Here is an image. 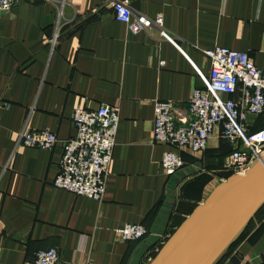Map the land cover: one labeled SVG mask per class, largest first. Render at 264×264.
<instances>
[{
    "label": "crops",
    "instance_id": "crops-1",
    "mask_svg": "<svg viewBox=\"0 0 264 264\" xmlns=\"http://www.w3.org/2000/svg\"><path fill=\"white\" fill-rule=\"evenodd\" d=\"M124 1L133 15H160L175 42L129 31L108 0H65L52 45L57 0H14L0 11V264H30L49 246L56 264H147L227 176L228 142L214 137L202 151H179L182 164L172 172L162 169L169 146L151 140L153 100L184 105L208 73L201 49L213 45L245 52L264 71V0ZM102 103L117 107L119 119L103 197L94 200L51 181L62 140L74 134L73 108ZM26 127H48L57 140L49 149L15 144ZM124 222L147 231L120 240L115 228ZM262 262L264 207L211 264Z\"/></svg>",
    "mask_w": 264,
    "mask_h": 264
},
{
    "label": "built area",
    "instance_id": "built-area-1",
    "mask_svg": "<svg viewBox=\"0 0 264 264\" xmlns=\"http://www.w3.org/2000/svg\"><path fill=\"white\" fill-rule=\"evenodd\" d=\"M57 1V19L47 38L50 45L59 34L58 18L65 2ZM108 1L112 16L129 31L142 30L175 42L176 36L165 28L160 15H133L124 0ZM13 2L0 0V11L8 10ZM201 52L208 59V73L203 77L202 86L191 87L186 103L183 105L171 98L153 100L151 140L169 146L162 151L159 163L170 173L182 164L179 151H202L210 138H222L230 149L221 169L226 175L243 173L264 151V71L245 52L226 46L213 45ZM248 114L252 118L248 119ZM118 119V108L108 104L73 108L74 134L62 140L58 170L51 181L55 187L94 200L102 199ZM257 121L258 125L250 129ZM56 140L48 127H26L18 132L15 144L49 149ZM115 231L120 240H134L147 230L143 224L124 222ZM158 248L154 247V253ZM57 258V248L49 246L36 250L29 261L30 264H56ZM151 258L147 256L146 261Z\"/></svg>",
    "mask_w": 264,
    "mask_h": 264
},
{
    "label": "water",
    "instance_id": "water-1",
    "mask_svg": "<svg viewBox=\"0 0 264 264\" xmlns=\"http://www.w3.org/2000/svg\"><path fill=\"white\" fill-rule=\"evenodd\" d=\"M264 202V151L243 173L217 182L147 264H211Z\"/></svg>",
    "mask_w": 264,
    "mask_h": 264
},
{
    "label": "trees",
    "instance_id": "trees-1",
    "mask_svg": "<svg viewBox=\"0 0 264 264\" xmlns=\"http://www.w3.org/2000/svg\"><path fill=\"white\" fill-rule=\"evenodd\" d=\"M258 125V121L257 122H255L251 127H250V129H254L256 126ZM220 140H223V139H220ZM225 145H226V148H225V150L224 151H228L229 149H230V146H228V144L227 143H224ZM264 207V202L260 205V207L255 211V212H258L261 208H263ZM254 212V213H255ZM153 254H154V250L151 252V254H148V256H153Z\"/></svg>",
    "mask_w": 264,
    "mask_h": 264
}]
</instances>
